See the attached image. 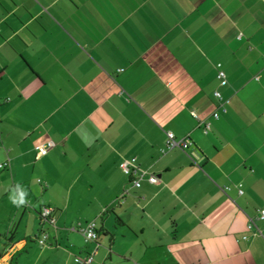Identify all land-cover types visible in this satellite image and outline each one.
<instances>
[{
  "label": "crops",
  "instance_id": "1",
  "mask_svg": "<svg viewBox=\"0 0 264 264\" xmlns=\"http://www.w3.org/2000/svg\"><path fill=\"white\" fill-rule=\"evenodd\" d=\"M168 132L193 146L163 153ZM0 161L23 213L37 162L62 168L67 185L102 179L109 196L95 214L117 203L128 234L110 235V248L124 260L264 264V220L247 230L264 210V0H0ZM122 161L157 182L135 188ZM53 209V226L37 223L46 242ZM100 236L85 242L94 252Z\"/></svg>",
  "mask_w": 264,
  "mask_h": 264
},
{
  "label": "rangeland",
  "instance_id": "2",
  "mask_svg": "<svg viewBox=\"0 0 264 264\" xmlns=\"http://www.w3.org/2000/svg\"><path fill=\"white\" fill-rule=\"evenodd\" d=\"M2 163L4 162L0 161V164ZM9 167L0 169V183L5 180L4 188L0 190V264L9 263L11 255L16 252L9 247L20 240L27 243V249L17 257V264H83L82 261L86 260L88 254H93L94 244H86L84 238L71 231L70 227L84 220H95L98 230L103 225L109 233L107 236L101 234L91 264H141L136 259L124 260L117 256L115 250L111 251L110 235L113 236L115 243H118L122 240L121 232L128 233L124 231L125 228L117 221L112 211V209L118 211L117 203L106 204L108 211L103 214L102 219L95 214L102 203L99 197L106 202L105 199L109 196L104 197L102 191L105 189V182L102 179H95L92 175H76V180L67 185L63 179L65 176H61L60 173L62 168L37 162L32 177V190L28 193L33 208H27L23 213L27 199H24L20 206L14 204L11 197L17 199L19 197L6 189L11 185L12 172ZM37 180L41 181V184H38ZM127 186L130 184L127 183ZM124 191L126 194L129 189L126 188ZM121 193L118 194L117 200L121 201ZM38 205H50L56 209V228L51 229L50 238L44 246L34 240L39 219L36 214ZM76 259L81 262H76Z\"/></svg>",
  "mask_w": 264,
  "mask_h": 264
},
{
  "label": "built area",
  "instance_id": "3",
  "mask_svg": "<svg viewBox=\"0 0 264 264\" xmlns=\"http://www.w3.org/2000/svg\"><path fill=\"white\" fill-rule=\"evenodd\" d=\"M217 68V75L216 78L219 81L220 86H224L226 84V74L224 73L221 64L216 65ZM214 97L218 102L219 108L214 111L211 114V117L215 120H217L220 117V113H226V108L224 107L222 95L219 91L214 92ZM193 117L197 120L198 126L202 129L204 134H207L210 130V122H207L206 120H200L195 114H193ZM193 146V143L187 139H176L175 136L168 132L166 133V142H165V148L162 150V152L170 151L173 149H180L182 151H187L190 147ZM52 147V143H47L46 145L37 146L35 148L37 157H41L46 154L47 150ZM7 166V163L0 165V169H3ZM119 168L122 171V173L130 178V184H132L135 188H139L141 186V181L144 178H147L149 183H156L157 177L153 174H149L145 170H141L128 161H122L119 164ZM39 220L40 225H51L53 226L55 223L54 218V209L51 207H43L39 211ZM264 220V210H258L257 215L255 218H249L248 224H247V230L256 229L258 233L260 234L259 230L256 227L257 221H263ZM77 231L83 236L85 242H95L97 239L96 234V224L94 222H88L84 225L79 224ZM48 238V233L46 230H40L39 233L36 236V241L39 245L44 246L46 244V240ZM246 236H243L242 239H246ZM76 261L79 262L78 259ZM92 261V257H89L86 262L90 263Z\"/></svg>",
  "mask_w": 264,
  "mask_h": 264
},
{
  "label": "trees",
  "instance_id": "4",
  "mask_svg": "<svg viewBox=\"0 0 264 264\" xmlns=\"http://www.w3.org/2000/svg\"><path fill=\"white\" fill-rule=\"evenodd\" d=\"M221 67H222V65H221ZM38 218H39V212H38ZM117 220H118V219H117ZM90 222H93V221H90ZM86 223H88V222H86ZM86 223H85V224H86ZM94 223H95V222H94ZM95 224H96V223H95ZM81 225H84V224H81ZM102 231H103V230H98V229H97V226H96L97 239H98V236H99L100 234H103ZM97 239L95 240V242L97 241ZM35 240H36V237H35ZM93 243H94V242H93ZM26 249H27V246H24V247L21 248L20 250L16 251V252L11 256V258H10L8 264H17V257H18L21 253L25 252Z\"/></svg>",
  "mask_w": 264,
  "mask_h": 264
},
{
  "label": "clouds",
  "instance_id": "5",
  "mask_svg": "<svg viewBox=\"0 0 264 264\" xmlns=\"http://www.w3.org/2000/svg\"><path fill=\"white\" fill-rule=\"evenodd\" d=\"M11 199L14 204H23L24 203V193L20 192L18 199L16 197H11Z\"/></svg>",
  "mask_w": 264,
  "mask_h": 264
}]
</instances>
